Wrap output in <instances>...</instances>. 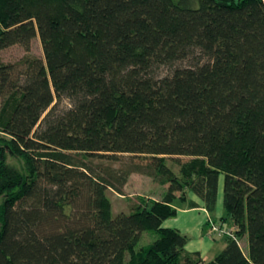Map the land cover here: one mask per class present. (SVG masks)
I'll return each mask as SVG.
<instances>
[{"label": "trees", "instance_id": "trees-1", "mask_svg": "<svg viewBox=\"0 0 264 264\" xmlns=\"http://www.w3.org/2000/svg\"><path fill=\"white\" fill-rule=\"evenodd\" d=\"M36 37L0 64V264H264V0H0V51ZM134 173L166 191L113 215ZM221 176L204 261L163 223Z\"/></svg>", "mask_w": 264, "mask_h": 264}, {"label": "rangeland", "instance_id": "rangeland-1", "mask_svg": "<svg viewBox=\"0 0 264 264\" xmlns=\"http://www.w3.org/2000/svg\"><path fill=\"white\" fill-rule=\"evenodd\" d=\"M27 58H39L44 59V52L42 48V44L39 37H36L32 40L30 50H26L24 47L20 45H14L9 48L0 51V64L6 65H14L19 68L22 62ZM161 74L169 73L168 68H162L160 70ZM71 107V102L68 99H63L58 107V111H64ZM123 157H128V155H124ZM125 159V158H124ZM183 159H187L184 157ZM8 161L10 163L15 164L18 167H21L23 162L20 161L17 157L13 155H9ZM106 165H110L111 163L104 162ZM114 167H120V164H112ZM221 184H224V177L221 176ZM166 191L165 186L159 184L152 180V178L145 176L143 174L134 173L130 176L127 184L124 186V194H120L116 191L109 190L108 196L111 199L112 204V213L113 215H117L120 212H129L134 205L138 204V201L141 198L155 197L156 199H161ZM222 191V190H221ZM189 197L193 195L192 192L188 193ZM221 196V195H220ZM179 204H181L179 202ZM186 204V203H185ZM184 204V205H185ZM222 213V216H218V212ZM180 214H177L173 217L167 218L168 220L176 219ZM213 219L209 220L208 224L204 223L202 225V234H205L208 231V235L214 236L213 240L215 248L211 249L210 255L211 258L216 256L221 252V250L225 246V238H227V231L230 230V226L232 222L229 219L223 220L222 217L226 216V210L222 204L221 197L219 198V202L216 204V208L212 213ZM166 219V220H167ZM189 219V218H188ZM190 223L191 220L189 219ZM215 223L216 226L220 227L222 232H213L212 231V222ZM204 236V235H203ZM229 236V235H228ZM191 238V237H188ZM154 239L151 233L145 232L140 240L139 246L146 245L150 243ZM239 243L245 252L249 250V238L248 234H246L242 239L239 240Z\"/></svg>", "mask_w": 264, "mask_h": 264}, {"label": "crops", "instance_id": "crops-1", "mask_svg": "<svg viewBox=\"0 0 264 264\" xmlns=\"http://www.w3.org/2000/svg\"><path fill=\"white\" fill-rule=\"evenodd\" d=\"M221 179L222 178L220 177L217 203L219 202V198L221 197V201L223 204L224 184L223 183L221 184L222 182ZM188 197L185 200V202H180L181 204L177 203L178 214H180L179 217L176 219L165 220L163 226L168 228L178 229L183 234L187 235L188 237H191L189 238V241L185 249L189 252H198L204 261H210L218 255L217 254L213 258L209 256L211 249H213V247L214 248L216 247L214 245L215 243H213L212 240L215 239V237L208 235V231H206L205 234H202V225L204 223L208 224L209 220L213 219V215H212L213 212H209L205 208L204 202L195 194L191 195L190 198ZM149 198L156 200L154 196ZM191 203H195L196 206L193 207ZM217 214L220 217L222 216V213L220 211ZM188 218L191 220V223ZM230 227H231L230 229L234 228L233 225H231ZM225 240H226L225 243L227 244V238H225Z\"/></svg>", "mask_w": 264, "mask_h": 264}, {"label": "built area", "instance_id": "built-area-1", "mask_svg": "<svg viewBox=\"0 0 264 264\" xmlns=\"http://www.w3.org/2000/svg\"><path fill=\"white\" fill-rule=\"evenodd\" d=\"M212 222V221H211ZM212 231L213 232H222L220 227L216 226L214 222H212ZM227 234H230V231H227Z\"/></svg>", "mask_w": 264, "mask_h": 264}]
</instances>
